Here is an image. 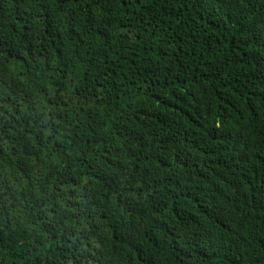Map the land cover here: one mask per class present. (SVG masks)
Segmentation results:
<instances>
[{
  "label": "trees",
  "instance_id": "trees-1",
  "mask_svg": "<svg viewBox=\"0 0 264 264\" xmlns=\"http://www.w3.org/2000/svg\"><path fill=\"white\" fill-rule=\"evenodd\" d=\"M0 264H264V0H0Z\"/></svg>",
  "mask_w": 264,
  "mask_h": 264
}]
</instances>
